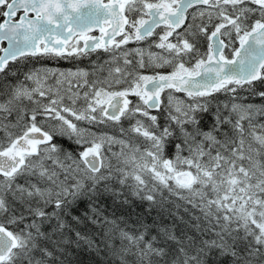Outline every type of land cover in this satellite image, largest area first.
<instances>
[{"label":"snow or ice","instance_id":"obj_1","mask_svg":"<svg viewBox=\"0 0 264 264\" xmlns=\"http://www.w3.org/2000/svg\"><path fill=\"white\" fill-rule=\"evenodd\" d=\"M0 264H264V0H0Z\"/></svg>","mask_w":264,"mask_h":264}]
</instances>
